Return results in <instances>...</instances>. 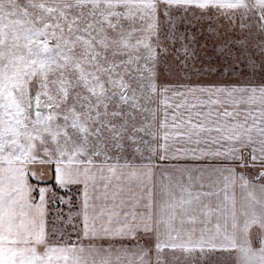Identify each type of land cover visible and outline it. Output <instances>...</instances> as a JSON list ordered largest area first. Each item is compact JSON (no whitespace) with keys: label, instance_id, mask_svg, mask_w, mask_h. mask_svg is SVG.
<instances>
[{"label":"snow or ice","instance_id":"1","mask_svg":"<svg viewBox=\"0 0 264 264\" xmlns=\"http://www.w3.org/2000/svg\"><path fill=\"white\" fill-rule=\"evenodd\" d=\"M176 253L264 264V0H0V264Z\"/></svg>","mask_w":264,"mask_h":264},{"label":"rangeland","instance_id":"2","mask_svg":"<svg viewBox=\"0 0 264 264\" xmlns=\"http://www.w3.org/2000/svg\"><path fill=\"white\" fill-rule=\"evenodd\" d=\"M210 23L212 24L213 27H216L217 24H224V21L223 19H221L220 21L201 20V21H194L193 25H189L187 21H181L177 24V28L179 32L185 33L187 35L195 34L197 37V47L207 42L208 50L211 51L213 48V44L216 41L214 37L209 36V33L207 31V28ZM178 46L179 45L177 44V47ZM208 63H210L211 69H214L215 71L211 72V74L208 76L202 77V79L211 81L215 79L226 78L223 74L225 73V70L228 67L227 64H225L222 60H217V59H213ZM208 63H206L205 65L206 67L208 66ZM158 71L161 73L162 76L170 75L172 77H177L183 75L182 70L179 68V65L175 62L171 53L169 54L168 60L166 62L164 61L161 62V64L158 67ZM195 78L196 77L193 76V79ZM176 255L180 257V259L176 262V264H182L183 254L176 253ZM165 260L167 264H173L171 254L166 255ZM204 264H218V262L215 256H210L206 261H204Z\"/></svg>","mask_w":264,"mask_h":264},{"label":"crops","instance_id":"3","mask_svg":"<svg viewBox=\"0 0 264 264\" xmlns=\"http://www.w3.org/2000/svg\"><path fill=\"white\" fill-rule=\"evenodd\" d=\"M222 78V77H221ZM196 79V78H195ZM194 79V80H195ZM217 80H220V79H215V80H211V81H217ZM208 81V80H206ZM178 167H187V168H192V167H195L196 165L194 164L193 161H180L179 164L177 165ZM241 195V193L239 192V189H237V197L239 198ZM107 246V245H106ZM116 247H119V244L116 245ZM204 264V262H203Z\"/></svg>","mask_w":264,"mask_h":264}]
</instances>
